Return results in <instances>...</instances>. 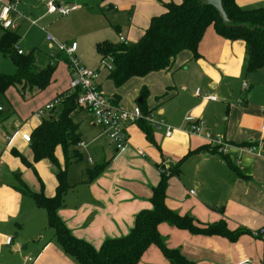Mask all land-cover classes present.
I'll return each mask as SVG.
<instances>
[{"label": "crops", "instance_id": "crops-1", "mask_svg": "<svg viewBox=\"0 0 264 264\" xmlns=\"http://www.w3.org/2000/svg\"><path fill=\"white\" fill-rule=\"evenodd\" d=\"M180 1L57 0L59 4L78 5L68 15L60 16L46 13L45 0H37L36 6L23 10L28 13L26 17L32 16L29 20L23 18L21 11L10 13L15 24L11 30L19 33L22 22L36 25L43 17L56 18L60 20L61 32L73 27L75 37L71 42H76L75 53L81 56L87 51L96 53L99 42L117 43L119 37L128 43L137 41L151 19L165 12L166 3ZM236 3L243 9L264 8V0ZM40 29L46 31L45 27ZM55 34L65 40L59 31ZM53 53L59 58L53 63L52 54H48V63L57 62L48 86L43 90L23 86L24 95L29 94L32 99L9 100L10 114L0 121V174L12 173L9 179L0 177V264H77L57 244L47 224L46 210L15 188L18 180L32 193L49 198L56 193L58 171H64L67 190L57 215L74 237L97 249L105 239L127 235L135 215L151 208L150 197L160 179V164L165 169L179 168L167 180L168 209L192 217L199 227L224 221L228 230L243 231L230 240L220 235L191 233L163 222L158 231L168 248L177 249L194 264H264V149L259 148L260 156L238 150L264 141L260 128L264 118V68L245 72L244 42L224 38L210 25L197 45V57L183 50L170 68L131 78L119 87L111 85L105 71L100 79L103 81L98 82L101 90L105 85L104 91L110 94L107 96L116 94V103L127 110L144 100L146 110L173 128L169 137L148 124L152 138L149 140L137 121L131 122L125 126L128 149L117 153L103 138H107L103 129L93 123L90 111L79 107L73 120L79 124L77 114L88 112L90 126L99 128L100 134L92 129L83 134L84 142L79 124L80 140L75 146L78 159L69 160V153L67 159V153L57 145L53 152L55 162L47 158L34 161L29 142L21 138V133H31L41 118L52 112L37 117V109L60 93L70 94L68 67L61 60L65 54L58 50ZM61 61L66 64L64 72L57 69ZM85 64L94 67L95 62ZM196 88L200 89L198 95ZM206 95H213L216 100L203 98ZM22 118L25 122L19 123ZM199 119L203 121L204 133L227 145L226 152H218L203 134L186 131L192 121ZM18 157L29 165L24 163L25 167H21ZM83 159L86 164L80 165ZM95 166H100L101 172L88 180L86 171ZM137 264L168 262L158 247L150 245Z\"/></svg>", "mask_w": 264, "mask_h": 264}, {"label": "trees", "instance_id": "trees-1", "mask_svg": "<svg viewBox=\"0 0 264 264\" xmlns=\"http://www.w3.org/2000/svg\"><path fill=\"white\" fill-rule=\"evenodd\" d=\"M221 5L228 19L227 24L222 23L213 6L203 4L200 0H181L179 3H166L165 12L151 19L148 28L137 41L127 44L106 41L97 43L96 51L100 57L110 55L113 58L112 68L106 70V78L115 87H119L131 78L170 68L177 54L183 50H189L193 57H197V45L210 25L220 36L244 42L246 73L263 69L264 8L243 9L237 5L236 0H221ZM19 37V34L11 29H3L0 35V53L8 56L15 68L12 74L0 73V121L6 118L9 112L8 109L5 112L3 106L8 89L28 86L43 90L50 83L55 69L53 63L38 66L33 50L29 53H17V50H20L17 48ZM61 58L66 60L64 55ZM98 87L100 88L99 85ZM144 94L146 89L141 92L143 98ZM77 95V91L58 94L60 103L52 109L50 115L42 117L39 125L29 133V145L34 161L47 158L55 162L53 152L57 145L67 153V159L68 153L69 160L78 159L75 146L80 140L79 124L72 118L73 113L79 109L76 103ZM116 97L118 96L113 94L109 99L116 103ZM144 103L143 100L137 106L142 115L146 116L151 113L146 110ZM137 124L147 139L152 140L146 121L140 119ZM20 158L23 163L29 165L24 158ZM159 168L160 179L152 188L151 208L143 209L135 215L133 226L127 235L105 239L97 249L74 237L57 215L67 190L63 178L64 171L57 173L58 185L53 197L32 193L21 180H18L15 188L30 196L37 206L46 210L47 224L53 230L57 244L67 255L73 257L77 264H137L150 245L160 249L168 264H194L186 260L177 249H170L164 244L158 231V225L163 222L191 233L220 235L230 240H234L243 232L228 230L224 221L199 227L192 217L180 216L168 209L165 205L167 180L171 175L177 174L179 168L169 166L165 169L164 164H160ZM100 172V166L88 169V180H93Z\"/></svg>", "mask_w": 264, "mask_h": 264}, {"label": "built area", "instance_id": "built-area-1", "mask_svg": "<svg viewBox=\"0 0 264 264\" xmlns=\"http://www.w3.org/2000/svg\"><path fill=\"white\" fill-rule=\"evenodd\" d=\"M17 0H0V27L2 29H12L15 24L10 16V13L14 11V3ZM46 13L58 14L60 16H66L70 12L76 10L78 5L71 4H59L57 0H45ZM35 23V21H32ZM45 39L49 42H53L57 45L58 51L64 53L68 57V72L70 76L68 93L77 91L76 103L79 107L86 108L90 111L92 121L94 124L100 126L103 129V133L107 137L110 144L115 148L117 153H124L128 149V136L125 130V126L128 123H134L140 119H144L147 124L156 128L157 130H163L164 135L169 137L172 134L173 128L168 125L163 119L156 118L154 115H142L138 106H134L132 109L127 110L122 108L116 103H113L107 95L98 87V73L91 71L88 68L82 66L78 60L73 56L76 50V42L57 43V40L50 35H46ZM119 42L127 44L125 38L119 37ZM17 53H21V50H17ZM52 61H57L58 57L53 53L51 55ZM113 58L110 55L100 57V64L103 70H109L112 68ZM195 94H200V89L196 88ZM203 98L216 100L213 95H206ZM61 101V98L56 96L49 102L45 103L42 107L37 109L34 113L37 117H42L45 112L51 111ZM1 110V107H0ZM187 120H190L187 118ZM261 130L264 131V118L261 122ZM186 131L190 134L199 135L203 134L204 138L215 148L218 152L224 153L227 151V145L211 137L209 133L203 132V121H192L186 128ZM21 138L29 142V133H21ZM262 145V147H261ZM264 149V141L257 145H250L247 147H239L238 150L244 153L252 155H261V149ZM138 154L143 155L140 149H137ZM248 264V263H242Z\"/></svg>", "mask_w": 264, "mask_h": 264}, {"label": "rangeland", "instance_id": "rangeland-1", "mask_svg": "<svg viewBox=\"0 0 264 264\" xmlns=\"http://www.w3.org/2000/svg\"><path fill=\"white\" fill-rule=\"evenodd\" d=\"M30 5L36 6L37 0H17L14 3V10L18 11L19 13L21 11L23 14H25V15H23V18H26L27 20H29V18H31L32 16H30V14H29V17H26V15H28V13H25L23 10ZM31 8L34 9V7H31ZM33 17L36 18V16H33ZM59 21L60 20H58L56 18L43 17V18L39 19V21L37 22L36 25H31V24H29V22H22V25L20 26V28L18 30V32H19L18 34L21 36V38H20V40H18V47L17 48H19L21 50V52H23V53H29L30 51L33 50L36 64L41 65V66L47 65L48 62L50 61V57L48 56L49 52H50V54H53V52L55 50L57 51L58 48H57V45L55 43L45 40L46 35L53 36L57 40V43H61V44L64 42L70 43L72 38L75 37L74 36L75 32L72 31L73 27H70L69 30L61 32V30H60L61 26H60ZM40 27H45L46 31H41ZM0 31H1V29H0ZM55 31H59L61 33L62 37L65 38L66 41L65 40L61 41L59 39L60 37L58 38L57 35L55 34ZM80 54H81V56H79L78 54H76L74 52L73 56L78 60V62L82 66L88 68L91 71H96L98 73L97 81L99 82L101 77H103V75L105 74V70H103V67L100 64V57L98 56V53L97 52L93 53V52L87 51L86 53H80ZM65 57H66V60H64V61L68 62L67 55H65ZM61 60H63V59L61 58ZM64 61L58 62V68H57L58 72L59 71L60 72L65 71L66 68H64V67L67 63L65 64ZM92 61L95 62L94 67L86 66V64H85L86 62H92ZM54 62L55 61H53V63ZM56 63L54 65H56ZM67 66H68V64H67ZM14 70H15L14 66L10 62L8 56L2 55L0 53V73L12 74L14 72ZM103 79L100 82H102ZM111 85H113V84L111 83ZM102 90L105 94L107 93L108 95H110L108 92L104 91L105 85H104V89H102ZM22 91H23V89L21 86L12 87L11 89H9L6 93V97L8 99H5V101H4V105H3L4 108L9 109V107H10L9 106V100H11V99H13L17 102L28 101V100L32 99V98H29L30 97V96H28L29 94L24 95V92H22ZM39 97H41V96L38 95L37 98H39ZM209 108L211 109V107H209ZM9 114H10V112L8 113V115ZM76 120L80 124V130H81V135H82L81 140L84 141L83 134L88 133V131L94 129L92 126H90V123H91L90 115L86 111H80L77 114ZM18 121H19V123H23V122H25V119L24 118H22V120L18 119ZM96 128L94 129V133L100 134L99 133L100 129L99 128L96 129ZM103 138L108 140L105 137H103ZM103 138H101V139H103ZM16 159H17V162L19 163V165L24 168L25 164L19 160V157ZM79 164L80 165L86 164V160L85 159L81 160ZM14 172H15V170H14ZM31 173L33 174L32 171H31ZM0 175H1L0 177L3 179L8 178V177H12V173H7V172L4 173V171H2Z\"/></svg>", "mask_w": 264, "mask_h": 264}, {"label": "water", "instance_id": "water-1", "mask_svg": "<svg viewBox=\"0 0 264 264\" xmlns=\"http://www.w3.org/2000/svg\"><path fill=\"white\" fill-rule=\"evenodd\" d=\"M200 1L203 4L213 6L217 10V12H218V14H219V16H220V18L222 20V23L223 24H227L228 19H227V16L225 14V11L222 8L221 0H200Z\"/></svg>", "mask_w": 264, "mask_h": 264}]
</instances>
